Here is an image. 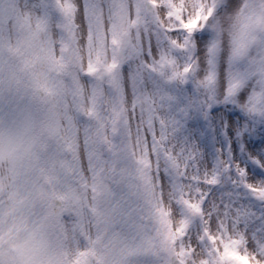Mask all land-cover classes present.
<instances>
[{"label": "rangeland", "instance_id": "374dc122", "mask_svg": "<svg viewBox=\"0 0 264 264\" xmlns=\"http://www.w3.org/2000/svg\"><path fill=\"white\" fill-rule=\"evenodd\" d=\"M234 2L237 7L224 14ZM251 2L220 0L205 30L211 33L222 16L224 32L235 35ZM109 4L121 0H0V264H10L4 256L10 248L18 264H168L170 250L186 264H264L242 244L240 217L210 223L216 207L207 203L211 211L197 221L204 170L197 175L159 135L155 142L145 137L154 113L139 85L146 79L176 87L172 69L159 60L166 52L176 55L157 32L167 21L157 25L159 15L144 7L139 17L133 8L130 21L127 8L111 11ZM36 5L43 7L37 11ZM173 7L179 18L180 7ZM137 19L140 29L154 25L151 72L142 60L127 64L139 51ZM197 45L195 53L177 56L180 66L193 55L204 61L206 48ZM225 48L230 51V41ZM220 58L224 76L227 52ZM25 60L47 91L45 101L31 90ZM227 191L213 189L209 201L219 205ZM52 192L63 199L58 214L49 206ZM233 192V202L250 206L258 221L264 205L244 190ZM238 250L253 258H239Z\"/></svg>", "mask_w": 264, "mask_h": 264}, {"label": "snow or ice", "instance_id": "6c2138e0", "mask_svg": "<svg viewBox=\"0 0 264 264\" xmlns=\"http://www.w3.org/2000/svg\"><path fill=\"white\" fill-rule=\"evenodd\" d=\"M173 5L181 9L179 18ZM237 5L234 2L226 6L224 14ZM219 6L220 0H148L149 14L159 15L156 24L167 21L162 29L157 27V32L163 34L176 55L166 52L159 60L165 68L172 69L170 77L176 87L162 81L150 83L146 79L139 85V94L146 95L151 102L148 111L154 113L145 137H152L155 142V136L159 135L165 145H171L174 154L178 153L193 167L197 175L204 170L208 178L199 181L204 185L199 194L201 211H211L207 203L216 207L210 221L213 224L225 215L240 217L242 222H237V227H242L245 234L242 244L253 250L255 259L262 260L264 211L257 221L250 206L233 202V190H244L264 205V13L259 19L255 15L264 9V0H252L245 7L242 26L231 37L223 30L222 16L211 33L205 30ZM34 7L39 11L43 5ZM108 7L111 11L127 8L130 21L133 8L138 17L144 14L139 2L131 5L121 0L120 5L109 4ZM209 10L211 15H208ZM197 16L200 18L196 19ZM152 27L154 25L146 23L145 28L140 29L139 19L133 25L140 31V46L139 51H134L128 59L130 68L141 60L147 72H151L149 62L156 65ZM226 40L230 41V51L225 48ZM197 41L199 46L206 48L204 61L193 55L188 63L180 66L177 56L187 57L195 53ZM222 51L227 52L224 76L221 74ZM202 63H206V67L202 68ZM149 88L154 91L146 92ZM140 106L145 105L142 102ZM185 175H188L187 168ZM213 189H228L227 193H221L219 205L214 199L209 201ZM224 195L231 199L224 202ZM241 213L246 215L241 216ZM236 255L242 259L253 258L239 250Z\"/></svg>", "mask_w": 264, "mask_h": 264}, {"label": "water", "instance_id": "95a60500", "mask_svg": "<svg viewBox=\"0 0 264 264\" xmlns=\"http://www.w3.org/2000/svg\"><path fill=\"white\" fill-rule=\"evenodd\" d=\"M147 2H148V0H143V4L145 6L147 5ZM29 74H30L32 86H33L35 93L38 95L39 98L43 99L45 97L46 93H45V90L43 89L38 77L36 75H34L31 72V70L29 71ZM173 167L175 169L177 168L175 163H173ZM52 205H53L55 210H57L60 207V202L58 201L57 198L52 199ZM172 264H181L174 254H172Z\"/></svg>", "mask_w": 264, "mask_h": 264}]
</instances>
